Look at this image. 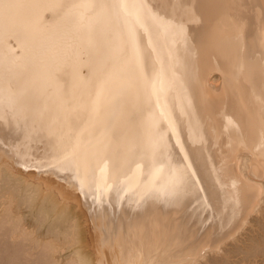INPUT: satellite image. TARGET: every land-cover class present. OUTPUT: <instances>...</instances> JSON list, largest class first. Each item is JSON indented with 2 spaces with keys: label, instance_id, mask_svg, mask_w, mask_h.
<instances>
[{
  "label": "bare ground",
  "instance_id": "bare-ground-1",
  "mask_svg": "<svg viewBox=\"0 0 264 264\" xmlns=\"http://www.w3.org/2000/svg\"><path fill=\"white\" fill-rule=\"evenodd\" d=\"M256 37L264 0H0V164L78 202L92 264H264ZM23 239L0 264H47Z\"/></svg>",
  "mask_w": 264,
  "mask_h": 264
},
{
  "label": "rangeland",
  "instance_id": "rangeland-1",
  "mask_svg": "<svg viewBox=\"0 0 264 264\" xmlns=\"http://www.w3.org/2000/svg\"><path fill=\"white\" fill-rule=\"evenodd\" d=\"M245 41H246V39L244 38L243 43H246ZM254 42L256 44L252 43V45L255 44V48H253L254 46H250L251 47L250 50L248 48L249 46L245 47V45H242L241 46L242 52L240 51V55L241 56L243 55L244 51L246 50L245 48H247V51H255L254 49H256V52L259 51V52H261V54L264 55V37H262V38L256 37V38H254ZM261 47H263V48L260 49ZM243 49H245V50H243ZM263 55H260L261 56L260 58L261 59L263 58V60H264ZM253 63H256V61L254 59L251 60L249 65H251V64L253 65ZM215 70L213 72H211L213 75H215V77L213 78V75L210 77L211 79H209V81H208V84H209V82H210V84H209V86L207 84V88H206V92L208 95H210L209 96L210 98H213V96L210 93H212V94L216 93L214 95V98H217L219 93L220 94L223 93V89H224V84H223V81L220 77V72L218 70H216V71ZM217 80H218V82H216ZM219 80H220V82H222V84L219 82ZM213 85H214V87H212ZM219 85H221V86L219 87ZM215 90H216V92H215ZM0 168H1L0 169V220H1L0 221V225H1L0 226V239H1L0 244L3 243L2 239L5 238L6 236H8V239H9L8 240L9 242L6 241L7 244L8 243L13 244L12 243V242H14L13 240L16 241V240L20 239V241H21L23 239L22 232H24L27 235L26 236L27 239L24 238L23 243H25V246L27 245V247H29V244L31 243L28 250L30 251L29 253H33L32 258H35L36 257L35 255H38V253H39V255H38L39 258H40V256L44 258V255H46L45 260H46V258L48 259L47 260L48 263L46 262L47 264H75V263L76 264H87V262L90 263L89 262L90 259H91L90 264H92V262H94V259H95V252L93 249V241L91 239V232H93V230L91 231V229H93V228H91L92 225L89 222L85 212H83V209L79 206L78 202L75 199L65 200L63 195L60 193L59 189L56 188L54 185H48L47 180H44L43 178L30 175L29 173L22 171V170H18V169H12L11 170V169L7 168V170H8L7 171L6 167L3 163L0 164ZM9 171H10V173H8ZM5 172H6V174H5ZM20 176H22V177L20 178ZM12 178H14V179L16 178V179L14 180ZM18 179H20L21 181L19 182ZM17 182H18V184H17ZM25 184H27V185L25 186ZM27 186H29L30 190ZM25 187H27V188H25ZM48 187L50 188V190ZM10 192H12V193H10ZM29 192H30V194H29ZM32 192H33V195H32ZM6 194H8L9 196H7ZM3 195L5 196V198ZM30 197L33 200H31ZM45 197H46V199H45ZM33 201H34V203H32ZM51 204H53L52 210L55 208V212H53L54 210L52 211L50 209L52 207ZM43 205H44V207H43ZM56 205H57V207H56ZM29 206H30V208H29ZM58 209H59V211H58ZM51 212H52V214H51ZM61 213H62V215H61ZM56 215L58 216L57 219H56V217H57ZM63 216H64V218H63ZM2 220H5L6 222L2 223ZM12 220H13V222H12ZM15 223H16V225H15ZM75 224H76V226H80L81 228L77 227V229H76ZM10 225L12 226V228H9V227H11ZM1 229L4 231H2ZM6 230H7V232H6ZM16 231H18L19 233ZM14 232H16V234ZM5 233L6 234L9 233V234L5 235ZM11 233H13V234H11ZM81 233H82V235H81ZM75 234H77V235L79 234L78 237L75 236ZM51 240L54 242H51ZM6 242H4V244H6ZM44 243H45V245H43ZM53 243H55V244H53ZM78 243H79V246H81V247L78 246ZM3 245L1 247V248H3L2 250L7 249V248H4L7 246L6 245L3 246ZM34 245H36V246H34ZM86 245H87V247H86ZM38 246H39V248L40 247L41 248L39 249ZM44 246H48L50 248V252L46 253L47 251H45L46 250V247H45L44 248L45 252L42 253L41 251H42V248ZM55 246H57V247H55ZM52 248H53V250H52ZM79 248H80V251H78ZM83 251H84V253H82ZM80 253H82L85 256L81 257L82 254L80 255ZM54 255H56V256H54ZM57 255H59V256H57ZM77 255H79L80 257H77ZM40 259H41L40 262L42 263L43 259L42 258H40ZM83 259H85V261H83ZM234 259L235 258L233 257V260ZM53 260L55 261V263ZM230 262L228 264H234L232 261H230Z\"/></svg>",
  "mask_w": 264,
  "mask_h": 264
}]
</instances>
